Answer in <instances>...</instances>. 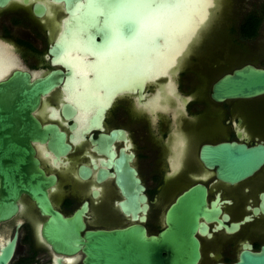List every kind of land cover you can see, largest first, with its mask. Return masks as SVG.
Returning a JSON list of instances; mask_svg holds the SVG:
<instances>
[{"label":"flooded vegetation","instance_id":"af4514ba","mask_svg":"<svg viewBox=\"0 0 264 264\" xmlns=\"http://www.w3.org/2000/svg\"><path fill=\"white\" fill-rule=\"evenodd\" d=\"M0 1V41L5 45L0 50V83L15 72L28 74L31 81L61 72V82L41 99L33 115L42 125L57 126L65 134L69 150L56 158L45 145L31 143L45 175L56 178L47 190L56 212L70 219L84 208L85 231L137 223L147 235H156L165 228V213L175 199L200 185L206 189L207 206L218 212L206 222L208 233L197 234L199 264H234L243 249L260 250L264 245V164L248 178L230 184L218 178L217 167H206L200 159L204 145L264 146V96L221 103L210 97L213 83L224 74L245 64L264 68V64L239 59L245 52L263 55L264 43L257 39L258 34L251 39L240 36L241 23L252 11L240 12L238 25H225L221 30L225 37L233 35V42L226 43L234 54L225 50L214 54L213 47L192 43L193 52L185 62L193 70L183 68V59L174 78L155 84L144 81L139 92L134 85H121L126 53L119 51L120 41L112 40L106 30L105 37L99 35L96 30L104 28L100 25H70L72 17L116 12L102 6L101 0H75L69 5L64 0ZM217 1L221 0H214L211 16L217 14ZM231 15L229 10L226 18ZM114 30L113 26L111 32ZM204 32L201 39L207 37L208 31ZM92 41L114 50L93 52ZM127 45L134 50L135 39ZM206 47L208 51L203 53L210 52L218 63L228 53L238 61L230 70L209 74L207 70H215L218 64L201 62L204 54L200 51ZM126 58L129 66L131 57ZM132 77L129 74L128 80ZM120 161H125L124 166ZM122 166L133 168L144 187L146 208L137 215L144 217L142 223L122 209L128 204L116 181ZM146 177L154 181V189ZM16 206L11 217L0 221V257L7 258L11 248L5 264H83L85 256L80 250L65 255L51 248L41 234L48 217L34 201L21 195ZM153 219L157 221L154 232L150 230Z\"/></svg>","mask_w":264,"mask_h":264},{"label":"water","instance_id":"95a60500","mask_svg":"<svg viewBox=\"0 0 264 264\" xmlns=\"http://www.w3.org/2000/svg\"><path fill=\"white\" fill-rule=\"evenodd\" d=\"M64 1L69 5L75 0ZM101 1L102 6L106 5L116 12L106 16L72 17L70 25H100L104 28L96 30L99 35L105 37L106 30L112 40L120 41L119 51L131 57L130 71H135V76L140 77L135 83H130L132 79L123 78L121 85H134L141 92L144 78L148 77L143 78L138 73L143 61L142 47L139 48L138 43L144 35L153 34L154 37L155 30L149 32L143 27L153 25V17L161 7L159 0H155L149 8L134 7L137 0ZM113 26L117 31L111 32ZM155 34L154 41L157 43L161 35L158 32ZM133 38L134 50L127 45ZM91 45L93 52L114 50L100 42L95 44L92 41ZM192 47L180 61L190 56ZM126 66L127 62L121 65L125 77L128 74ZM60 74L53 71L43 79L31 81L28 74L15 72L0 83V221L11 217L17 210L16 201L21 195H26L35 202L40 213L48 217L42 225L41 234L51 248L65 255L80 250L85 256L83 264H199L201 246L197 234L208 233L206 222L218 212L207 206V192L200 185L191 187L175 199L165 213V228L156 235H147L145 228L137 223L122 228L85 231L81 219L84 208L70 219L52 208L47 190L54 186L56 178L45 175L31 143L45 145L56 158L64 156L69 150L65 144L66 136L57 126L42 125L33 115L41 99L61 82ZM260 96H264V68L250 64L220 77L213 83L210 95L217 103ZM200 159L206 167H217L219 179L233 184L248 178L264 164V146L259 144L249 148L236 143L204 145L200 150ZM121 164L124 166L125 161ZM123 166L118 169L116 178L128 203L122 209L131 215L133 221L142 223L144 217L137 215L138 212H145L144 187L136 171ZM10 253L11 248L8 256ZM8 256L5 259L0 257V264H5ZM234 264H264V245L258 252L243 249Z\"/></svg>","mask_w":264,"mask_h":264},{"label":"bare ground","instance_id":"6f19581e","mask_svg":"<svg viewBox=\"0 0 264 264\" xmlns=\"http://www.w3.org/2000/svg\"><path fill=\"white\" fill-rule=\"evenodd\" d=\"M213 6H214V3L208 4V3H204L203 0H194V2L189 3V4L178 5V6L173 5V6L160 7V9L156 12V14L157 13L163 14V19L166 21V24L164 26L157 27L151 20L153 25L151 24L150 27H145V26L143 27L144 30H145V28L147 30H150L149 32L154 31V30L156 32H158L161 35L160 38L157 40L158 42L155 43V41H156V34L155 33L156 32H154V37H153V34L152 35L149 34L147 37L144 35V38H142V40L138 43L139 48L142 47V57L141 58L143 60L141 62V69H139L138 73L143 78L148 77L145 80L146 84L147 83L155 84L162 79H164V81H165V79H168V72H169V70H172L171 68L175 65V63H174L171 67H166V64L168 63V61L171 57L170 42H171V38H172L173 34L176 32L187 30L192 25L199 23V21L201 19H203L204 17H206V21H205V23H206L207 20L209 19V16H210L209 15L210 8H213ZM200 29H201V27L199 28V30ZM188 45H189V43H188ZM186 49H184L182 52L178 53V55L176 56V59H175L176 63L178 61V58L184 54ZM81 57L83 58V56H81ZM126 59H128V58H125L122 60H125L124 62L126 63V62H128ZM81 61L82 60H80V62ZM79 63L76 62V64H79ZM134 67H135V65H134ZM128 68L130 69V64H129ZM81 70H83V69H81ZM126 71L128 72L127 77L122 75L121 79H123V78L128 79L129 74L130 75L134 74V76L136 75L135 71H132V72L129 70H126ZM87 72H89V71H87ZM80 73L81 72H79L78 74H80ZM121 74H123V73H121ZM171 85H170V88L173 89ZM153 99H154L153 101L155 102L156 98H153Z\"/></svg>","mask_w":264,"mask_h":264},{"label":"rangeland","instance_id":"374dc122","mask_svg":"<svg viewBox=\"0 0 264 264\" xmlns=\"http://www.w3.org/2000/svg\"><path fill=\"white\" fill-rule=\"evenodd\" d=\"M216 3L217 4L215 6V12L217 14H215V16H211L212 13L211 12L209 13V15H210L209 19L201 27V29L196 33V35L192 38L191 42L187 46L186 51L184 52L185 55L190 50V48H189L190 44L198 43V42H203V44H206V46L209 45L211 48L213 47L212 51H214V54H216V53H218V51H222V50L229 51L230 49H229L226 41H228L229 43L233 42L232 41L233 35L226 34V37H227L226 38L225 35H223V33L221 32V30L222 31L225 30V25L226 26L238 25L240 18H237V17H238L240 12L241 13H246V12L248 13L249 11H252V12H257L258 15H262V10L264 7V0H236L235 2L233 0H221V1H217ZM233 3H235V5H232ZM229 10H231L232 15L230 16V18H226V13L229 12ZM207 31H208L207 37H204L203 39H201L199 37L200 33L203 34V32L206 33ZM260 38H262L261 41H263V43H264V19L262 20V22L260 24V28H259V32H258V36H257V39H260ZM205 51H208V48L205 50L203 49L200 52L203 53ZM242 51H245V49H242ZM229 52L234 54V52H232V51H229ZM184 54L178 58L177 63L175 62V65L171 68L172 70H169V72H168V79L169 80L171 78H174L176 76L178 70L181 68L182 64H181L180 60H181V58H183ZM262 54H263L262 56H260L261 54H259V55L257 54L258 56H255L256 54H251V53L245 52V54H243V56H239V59L240 60L248 59V60L258 64V66H263V64H264V51ZM219 57H220V59L224 58V56L222 54L219 55ZM200 58H202L201 62H203V63H206L208 60L211 62H212V60H214L215 65L218 64L217 67H215V70H210L211 67L209 69L210 71L207 70V73H209V74L215 73V72H217V70H224V69L230 70V69H232V66L235 65L236 62L238 61V59L236 57L233 58L231 56V54H229V53L226 54L225 59L222 60V63H218V61L212 56V54L210 55V52H206V54H204ZM185 61H186V58H184V60H183V62L185 63L183 68L188 69V70H193V65L190 62L188 63ZM208 84H210V83H208ZM168 85H171L172 88L175 89V85L173 82H168ZM208 86H207V88H208ZM146 179L149 182V185L152 187V189H154L155 183L151 179V177L150 178L146 177ZM156 229H157V221L155 219H153L150 223V230L152 232H154ZM205 261H206V259H205Z\"/></svg>","mask_w":264,"mask_h":264},{"label":"snow or ice","instance_id":"6c2138e0","mask_svg":"<svg viewBox=\"0 0 264 264\" xmlns=\"http://www.w3.org/2000/svg\"><path fill=\"white\" fill-rule=\"evenodd\" d=\"M155 0H137V3L133 5L134 7H143V8H149L151 7L152 3H154ZM194 2V0H159V5L161 7L164 6H173V5H184ZM204 3H213L214 0H203ZM206 21V17L201 19L199 23H196L192 25L190 28H188L185 31L176 32L173 34L170 42L171 47V57L166 64V67H171L175 63L176 56L178 53L182 52L184 49L187 48L188 43L191 42L192 38L196 35V32L199 30L200 27L203 26V24ZM153 23L157 27L164 26L166 24V21L163 19V14L157 13L153 17ZM5 47L4 42L0 41V50H2ZM10 47V46H9ZM0 63H2V58H0ZM140 77L134 76L132 77L133 83H135L137 80H139Z\"/></svg>","mask_w":264,"mask_h":264},{"label":"trees","instance_id":"16d2710c","mask_svg":"<svg viewBox=\"0 0 264 264\" xmlns=\"http://www.w3.org/2000/svg\"><path fill=\"white\" fill-rule=\"evenodd\" d=\"M264 19V7L262 15H258L257 12L249 13L242 21L240 27V36L242 38L251 39L256 37L262 20Z\"/></svg>","mask_w":264,"mask_h":264}]
</instances>
